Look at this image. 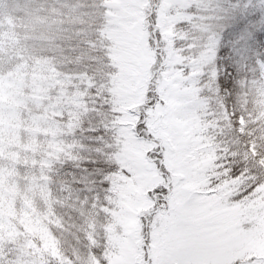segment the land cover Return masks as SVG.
<instances>
[{"label":"snow or ice","instance_id":"6c2138e0","mask_svg":"<svg viewBox=\"0 0 264 264\" xmlns=\"http://www.w3.org/2000/svg\"><path fill=\"white\" fill-rule=\"evenodd\" d=\"M0 264H264V0H0Z\"/></svg>","mask_w":264,"mask_h":264}]
</instances>
